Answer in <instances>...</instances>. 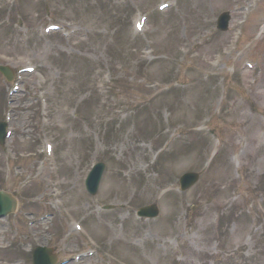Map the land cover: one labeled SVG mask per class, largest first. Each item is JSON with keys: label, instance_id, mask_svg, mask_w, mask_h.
I'll use <instances>...</instances> for the list:
<instances>
[{"label": "rangeland", "instance_id": "obj_1", "mask_svg": "<svg viewBox=\"0 0 264 264\" xmlns=\"http://www.w3.org/2000/svg\"><path fill=\"white\" fill-rule=\"evenodd\" d=\"M160 1L0 0V65L31 58L41 74L22 75L12 94L0 74V120L14 128L0 148V189L19 199L0 227V264H21L24 240L13 230L24 220L14 219L51 209L56 183L64 208L90 219L80 221L85 234L63 218L35 226L41 242L52 234L60 257L92 250L79 264H264V0H179L158 11ZM222 12L225 31L215 29ZM48 22L61 30L44 34ZM67 27L80 33L65 38ZM51 134L58 176L40 170ZM98 160L105 183L90 196L80 176ZM187 170L199 176L181 191ZM151 203L159 215L138 218ZM105 204L114 210L98 221Z\"/></svg>", "mask_w": 264, "mask_h": 264}, {"label": "bare ground", "instance_id": "obj_2", "mask_svg": "<svg viewBox=\"0 0 264 264\" xmlns=\"http://www.w3.org/2000/svg\"><path fill=\"white\" fill-rule=\"evenodd\" d=\"M136 20V19H135ZM135 20H134V22H135ZM227 30H228V28H227ZM4 40V39H3ZM12 138H10V140H11ZM45 166V165H44ZM57 170H58V167H57ZM105 183V182H104ZM103 183V184H104ZM4 202H3V204L2 203H0V207H2L3 205H5V206H7V207H12V200H11V198L7 195V194H4ZM47 254V256H48V258L50 259V261L51 262H54V260H55V257H54V255H52L51 253H49V252H47L46 253Z\"/></svg>", "mask_w": 264, "mask_h": 264}]
</instances>
